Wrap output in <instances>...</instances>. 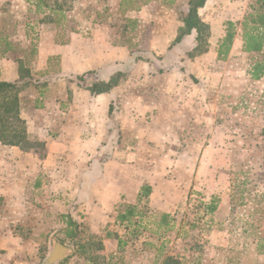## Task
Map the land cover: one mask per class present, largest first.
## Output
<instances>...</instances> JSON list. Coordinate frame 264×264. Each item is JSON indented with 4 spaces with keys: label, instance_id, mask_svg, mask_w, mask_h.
Instances as JSON below:
<instances>
[{
    "label": "crops",
    "instance_id": "obj_1",
    "mask_svg": "<svg viewBox=\"0 0 264 264\" xmlns=\"http://www.w3.org/2000/svg\"><path fill=\"white\" fill-rule=\"evenodd\" d=\"M190 1L110 0L111 16L88 33H72L64 42L41 37L26 68L34 82L47 84L31 104L25 93L18 98L27 141L42 143L44 157L38 160L35 151L0 144L8 174L24 172L23 179L0 182L5 201L8 196L25 207L43 206L54 197V207L66 208L75 218L84 210L103 213L121 203L135 205L147 185L149 202L170 213L168 196L156 199L167 182L156 176L165 163L161 157L173 143L187 142L191 148L192 141L202 139L199 135L207 141L213 125L223 130L231 115L221 93L242 91V77L249 78L242 61L255 57L242 50L240 24L226 56L219 52L225 22L240 21L256 0H206L197 15L209 27L208 50L192 55L196 31L170 50L184 29L180 12ZM226 9H231L228 16ZM11 58L0 53V82L19 80L18 62ZM89 71L104 82L118 73L122 77L109 93L93 96L72 80ZM248 82L264 87V79ZM181 163L178 159L175 166Z\"/></svg>",
    "mask_w": 264,
    "mask_h": 264
},
{
    "label": "rangeland",
    "instance_id": "obj_2",
    "mask_svg": "<svg viewBox=\"0 0 264 264\" xmlns=\"http://www.w3.org/2000/svg\"><path fill=\"white\" fill-rule=\"evenodd\" d=\"M109 1L0 0V53H9L28 68L42 36L64 42L72 33H88L111 16ZM249 13L238 22L226 21L225 31L232 24L235 35V25L240 24L242 33ZM260 60L261 55L255 54L242 61L249 78L242 77L240 93H221L231 115L223 134L213 125L207 141L199 135L202 139L192 141L191 148L187 142L173 143L161 157L165 163L156 176L167 182L156 199L168 196L169 214L159 209L160 203L149 202L150 190L142 197L144 188L135 205L121 203L103 213L84 210L75 218L66 208L56 209L54 197L50 204L25 207L0 196V264H43L54 243L69 249L58 264H165L168 258L177 262L170 264H264V87H250L248 82L259 81L250 78V70ZM38 82L20 91L30 104L47 84ZM228 84L232 86L231 80ZM19 147L35 151L38 160L44 157L40 142L27 141ZM178 159L183 164L175 166ZM6 163L0 159V182L24 178L23 169L8 174ZM212 203L215 209L210 211ZM125 206L136 207L137 215L120 224L117 215ZM70 220L78 224L72 241L66 237L72 230Z\"/></svg>",
    "mask_w": 264,
    "mask_h": 264
},
{
    "label": "trees",
    "instance_id": "obj_3",
    "mask_svg": "<svg viewBox=\"0 0 264 264\" xmlns=\"http://www.w3.org/2000/svg\"><path fill=\"white\" fill-rule=\"evenodd\" d=\"M206 0H191L188 9L180 12V19L184 23V29L181 30L170 47L179 45L182 40L190 35L192 31H196L197 46L192 55L205 53L207 48V40L210 36L209 27L202 23L197 15V9L204 5ZM237 1V0H231ZM242 42L243 52L247 54L261 55V60L256 62L250 70V78L253 80L264 79V0H256L252 13H249L242 24ZM232 24H228V30L220 45L219 56L226 55L229 45L232 42L234 33L231 31ZM262 30V31H261ZM224 48V49H222ZM222 49V50H221ZM19 80L16 82H0V144L9 147H19L27 143L25 122L19 117V98L18 95L24 87L33 85L34 82L27 68L22 67L21 63L18 67ZM120 73L116 74L109 81L100 80L99 75L95 71H89L82 75L74 77L72 80L85 90H89L93 96L109 93L116 87L121 79ZM42 86L44 83L41 84ZM149 188L146 186L142 191V197L149 195ZM148 191V192H147ZM134 206H125L123 213H118L117 221L120 224L130 223L131 219L137 215ZM210 211L214 210L213 203ZM72 230H68L66 237L74 240L77 236L78 224L69 221L67 224ZM177 263L172 258L166 259L165 264Z\"/></svg>",
    "mask_w": 264,
    "mask_h": 264
},
{
    "label": "water",
    "instance_id": "obj_4",
    "mask_svg": "<svg viewBox=\"0 0 264 264\" xmlns=\"http://www.w3.org/2000/svg\"><path fill=\"white\" fill-rule=\"evenodd\" d=\"M68 253L69 249L67 247L60 243H54L43 264H58L65 259Z\"/></svg>",
    "mask_w": 264,
    "mask_h": 264
}]
</instances>
